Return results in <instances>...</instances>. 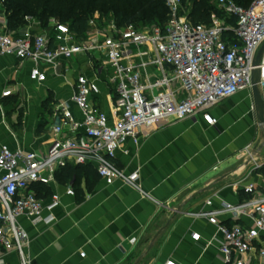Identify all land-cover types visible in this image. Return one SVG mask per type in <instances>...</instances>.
Instances as JSON below:
<instances>
[{
    "label": "built area",
    "instance_id": "built-area-1",
    "mask_svg": "<svg viewBox=\"0 0 264 264\" xmlns=\"http://www.w3.org/2000/svg\"><path fill=\"white\" fill-rule=\"evenodd\" d=\"M163 2L167 22L150 29L92 17L83 36L54 19L36 33L37 20L28 16L23 35L0 29V54L31 63L33 81L44 83L49 74H59L61 66L69 70L70 63L79 58L92 68L91 75L85 70L78 74L70 100L52 105L53 140L45 153L0 147V248L16 252L20 264H35L31 238L20 219L53 223L62 202L58 193L41 198L37 185L55 183L57 173L68 166L91 165L108 185L121 180L140 188L139 171L126 173L115 163L124 141L139 145L143 130L162 119L179 122L201 115L206 123L216 125L212 108L252 90L256 68L264 95V55L260 65L255 64L264 44V0L250 7L236 0H216L224 19L214 12L209 24L191 21L184 13L183 0ZM102 84L113 94L111 115L93 102ZM11 94V89L3 92V96ZM72 104L82 112V121L75 118ZM256 147L245 148L238 168L244 177L233 184L248 198L237 204L223 203L220 211L206 213L222 234L223 264H249L253 257L264 264V190L254 179L255 174H263L264 158L258 156ZM67 193L75 195L71 187ZM221 214L233 222L223 223ZM200 237V233L193 234L196 241Z\"/></svg>",
    "mask_w": 264,
    "mask_h": 264
},
{
    "label": "crops",
    "instance_id": "crops-1",
    "mask_svg": "<svg viewBox=\"0 0 264 264\" xmlns=\"http://www.w3.org/2000/svg\"><path fill=\"white\" fill-rule=\"evenodd\" d=\"M42 27L37 20L34 31ZM5 28L23 35L28 23L9 28L2 5L0 29ZM31 67L0 54V147L45 153L53 140L52 105L70 100L78 74L91 75L92 68L79 58L69 70L61 66L59 74L38 83L30 78ZM101 88L93 102L111 115L113 94L105 84ZM8 89L12 94L3 96ZM71 109L82 121V112L74 104ZM211 114L218 121L214 126L201 115L162 119L143 130L139 145L122 143L115 163L126 173L139 171L140 188L121 180L108 185L91 165L61 169L55 183L37 185L41 198L58 193L62 202L53 223L20 219L35 264H223L222 234L206 213L248 198L233 184L244 177L238 168L249 144L264 158V126L258 124L252 90L222 101ZM254 179L264 190V171ZM69 187L75 195L67 193ZM219 219L233 222L227 214ZM194 233H200L198 241ZM0 264H20L19 255L0 248ZM249 264L259 263L253 257Z\"/></svg>",
    "mask_w": 264,
    "mask_h": 264
},
{
    "label": "trees",
    "instance_id": "trees-1",
    "mask_svg": "<svg viewBox=\"0 0 264 264\" xmlns=\"http://www.w3.org/2000/svg\"><path fill=\"white\" fill-rule=\"evenodd\" d=\"M192 2L188 15L194 23L209 24L212 14L218 10L216 0H183L184 6ZM256 0H236L250 7ZM7 13L8 27L17 29L26 22L29 13H39L43 26L53 17L62 19L77 35H85L93 15L113 11L119 26H146L150 22L162 23L168 18V9L163 0H0ZM72 166H68V169ZM79 167V166H75Z\"/></svg>",
    "mask_w": 264,
    "mask_h": 264
},
{
    "label": "water",
    "instance_id": "water-1",
    "mask_svg": "<svg viewBox=\"0 0 264 264\" xmlns=\"http://www.w3.org/2000/svg\"><path fill=\"white\" fill-rule=\"evenodd\" d=\"M264 55V44L260 48L258 55L256 57L255 64L258 67L261 63L262 57ZM259 69L256 68L252 75V92H253V99L255 105V111L257 115V121L259 124L264 126V95L259 88L258 81H259ZM264 137V132H263ZM264 146V142L262 143V147Z\"/></svg>",
    "mask_w": 264,
    "mask_h": 264
},
{
    "label": "rangeland",
    "instance_id": "rangeland-1",
    "mask_svg": "<svg viewBox=\"0 0 264 264\" xmlns=\"http://www.w3.org/2000/svg\"><path fill=\"white\" fill-rule=\"evenodd\" d=\"M0 6H2V4H0ZM218 8V7H217ZM191 9H192V2H188L186 5H185V14L186 15H189L190 12H191ZM215 14L217 15L218 18L220 19H224V13L222 12V10H220L218 8V10H215L214 11ZM28 17H32L36 20H39V13H29V15H27ZM94 18H97L100 22H104V21H110L111 19H115V13L113 11H109V12H105V13H98V14H95L93 15ZM54 19L55 21H60L62 22L63 20L60 19V18H57V17H53L51 18L50 20ZM49 20V21H50ZM40 21V20H39ZM162 23V21H160L159 23H156V22H150L148 23L146 26H140V28H153L155 26H159L160 24ZM135 26V25H134ZM9 30V29H8ZM263 141V139H261Z\"/></svg>",
    "mask_w": 264,
    "mask_h": 264
}]
</instances>
